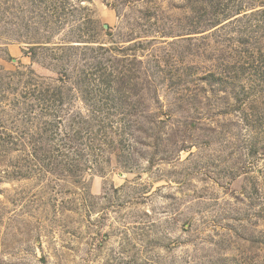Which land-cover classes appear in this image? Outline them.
I'll return each instance as SVG.
<instances>
[{"label": "rangeland", "instance_id": "rangeland-1", "mask_svg": "<svg viewBox=\"0 0 264 264\" xmlns=\"http://www.w3.org/2000/svg\"><path fill=\"white\" fill-rule=\"evenodd\" d=\"M0 8V35L15 40L0 48V264H264V0ZM83 18L89 45L124 61L131 135L118 158L104 125L75 127L94 149L77 142L74 160L44 150L52 118L35 87L61 69L29 52ZM71 113L88 115L80 100ZM77 165L93 167L74 177Z\"/></svg>", "mask_w": 264, "mask_h": 264}, {"label": "trees", "instance_id": "trees-1", "mask_svg": "<svg viewBox=\"0 0 264 264\" xmlns=\"http://www.w3.org/2000/svg\"><path fill=\"white\" fill-rule=\"evenodd\" d=\"M73 22V24L70 22V31L66 34L62 44L51 47L52 36L38 35L32 43L37 46L32 47L29 52L34 61L40 56L46 60L50 58L54 66L61 69L60 72H55L61 77L52 85H48L46 89L35 87L38 107L40 108L41 102V110L49 112L52 118L51 135L48 136L47 132L49 131H47L43 138L44 150L53 144L51 150L55 152L63 148L65 161L74 160L75 156L74 159H71V153L68 150L78 151L77 142H83L81 146H84L85 149H94V147L88 146L91 141L89 143L86 141L89 138L93 140L91 138L92 130L88 127L76 130L75 127L79 124H86L89 127L104 125V130L114 129V127L117 130L119 136V139H116L117 143L113 149L107 148L106 151L116 154L118 158L117 153L122 152L121 146L125 141H128L127 136L131 135V126L126 122L122 112L127 104L128 83L125 82V74L119 70V65L124 61L116 57V54L121 50L104 47H99V50H96L94 46L89 45L96 43V38L89 36V32L86 30L88 25H92L93 20L83 18ZM12 41H15L12 36L0 35V48L7 46ZM77 43L84 45L78 46ZM91 52L95 56H92ZM79 100L87 109L88 115L80 116L81 121L78 122V117L71 113V106L72 103ZM25 115L27 116V113ZM152 138L150 136V139ZM129 141L132 140L129 139ZM100 150L105 152L102 148ZM87 167L92 169L93 166L84 168H80L78 165L73 166L69 169V174L78 177L80 173L86 171ZM122 167L126 168L127 165Z\"/></svg>", "mask_w": 264, "mask_h": 264}]
</instances>
